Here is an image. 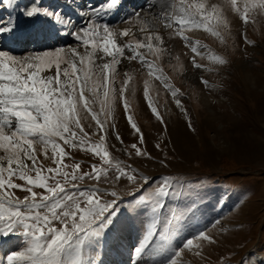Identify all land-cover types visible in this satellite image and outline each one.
Returning <instances> with one entry per match:
<instances>
[{"label":"snow or ice","instance_id":"1","mask_svg":"<svg viewBox=\"0 0 264 264\" xmlns=\"http://www.w3.org/2000/svg\"><path fill=\"white\" fill-rule=\"evenodd\" d=\"M17 2L4 0L9 6ZM241 3L242 8L238 0H153L147 7H158L155 15L134 10L116 24L110 18L121 10V0L89 5L75 18L44 8L39 0L20 8L28 20L43 17L50 21L59 37L70 38L74 46L65 43L24 55L0 48V245L10 236L21 237L19 249L6 255V264H105V236L122 209L139 218L143 227L132 249V264H181L185 249L199 250L202 241L215 243L207 230H202L177 246L174 237L194 216L200 189L196 183L171 175L148 176L119 163L114 167L105 142L106 117L114 111L117 97L124 102L126 114L129 112L125 92L133 76L125 72L119 88L116 86L122 60L137 61L148 77L164 83L187 115L179 99L183 93L167 81L155 59H148H158L166 51L158 25L172 29L184 41L195 54L193 66L200 69L203 66L196 56L204 57L200 51L204 46L184 33L203 28L224 42L230 31L229 12L239 15L245 25L254 22L255 15H264V0ZM121 23L129 26L122 28ZM15 30L14 16L0 20V36ZM244 39L247 44L254 43L246 35ZM208 58L227 63L218 55L209 54ZM201 83L209 87L208 81L201 79ZM148 89L146 80V101L164 124ZM89 117L95 121L99 141H92L85 131L83 121ZM127 120L138 134V143L131 149L137 157L151 159L140 147L143 133L131 115ZM68 148L90 152L100 166L92 164L91 171L83 172L79 163H65L70 157ZM41 155L55 166L45 167ZM160 163L167 166L163 160ZM85 179L96 184L84 186ZM124 180L132 186L128 199L117 189ZM101 182L111 184L112 190L99 187ZM15 190L26 193L23 199ZM0 264L5 260L0 259ZM241 264L250 262L242 259Z\"/></svg>","mask_w":264,"mask_h":264},{"label":"rangeland","instance_id":"2","mask_svg":"<svg viewBox=\"0 0 264 264\" xmlns=\"http://www.w3.org/2000/svg\"><path fill=\"white\" fill-rule=\"evenodd\" d=\"M152 2L121 0V10L110 20L116 24L134 10H142L141 15H155L159 8L147 7ZM32 3L33 0H18L15 6H9L0 0V20L7 21L14 16L15 22L18 21L12 34L0 36V48L24 55L51 50L65 43L74 46L70 38L59 37L50 21L43 17L28 20L20 13V8ZM39 3L44 8L60 10L75 18L81 9L101 4L103 0H39ZM238 3L242 8L241 0ZM228 19L230 31L224 42L203 28L184 33L204 46L200 48L204 57L196 56L197 63L203 66L200 69L193 66L195 54L184 41L172 29L158 25L166 51L158 59L154 56L148 59H155L167 81L183 93L179 99L187 115L177 107L164 83L148 77L146 68L137 61L122 60L116 86L119 88L125 72L133 76L125 92L129 112L126 114L124 102L117 97L114 111L106 117L105 142L114 167L119 163L148 176L171 175L196 183L200 189L194 216L177 233L174 242L179 246L186 237L207 230L215 243L202 241L199 250L185 249L181 264H241L242 259L250 264L252 261L264 264V15H255L254 22L247 25L239 15L231 12ZM37 21L39 27L34 34H23L22 40L16 38L24 25ZM127 26L120 24L122 28ZM133 30L136 31L135 26ZM245 35L254 43H245ZM137 38H140L138 31ZM7 39H10L9 45H5ZM209 54L218 55L227 63L221 65L211 61ZM201 79L208 81L209 87L201 83ZM146 80L149 96L164 124L152 113L146 101ZM127 115L133 117L143 133L144 144L140 147L151 159L137 157L131 149L132 144L138 143V134L130 127ZM83 124L90 139L99 141L95 121L89 117ZM66 151L70 157L64 162L79 163L83 172L91 171L92 164L100 166L99 159L90 152L71 148ZM40 160L45 167L55 166L51 160H44L43 155ZM92 184L96 181L85 179L83 182L84 186ZM98 186L112 190L111 184L101 182ZM131 187L126 180L117 185L125 199H128L127 192ZM15 194L23 199L26 193L15 190ZM142 230L141 220L130 217L127 209H122L105 236V264H132V249L138 244ZM20 241L21 237L10 236L8 242L0 245V259H4L5 264L6 255L18 250ZM197 251L201 255H196Z\"/></svg>","mask_w":264,"mask_h":264},{"label":"bare ground","instance_id":"3","mask_svg":"<svg viewBox=\"0 0 264 264\" xmlns=\"http://www.w3.org/2000/svg\"><path fill=\"white\" fill-rule=\"evenodd\" d=\"M18 22V21H16ZM31 23V22H30ZM39 27V22H34L33 24H26L24 25L16 34V38L18 40H22L23 36L25 35V33H29L31 32V34H34L35 29H37ZM24 34V35H23ZM34 37V35H32ZM31 36V37H32ZM10 39L5 40V45H9L10 43ZM211 106V105H210Z\"/></svg>","mask_w":264,"mask_h":264}]
</instances>
